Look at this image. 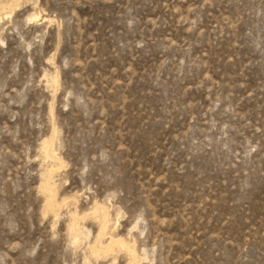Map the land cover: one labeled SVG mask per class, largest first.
<instances>
[{
	"label": "rangeland",
	"instance_id": "374dc122",
	"mask_svg": "<svg viewBox=\"0 0 264 264\" xmlns=\"http://www.w3.org/2000/svg\"><path fill=\"white\" fill-rule=\"evenodd\" d=\"M0 264H264V0H0Z\"/></svg>",
	"mask_w": 264,
	"mask_h": 264
},
{
	"label": "bare ground",
	"instance_id": "6f19581e",
	"mask_svg": "<svg viewBox=\"0 0 264 264\" xmlns=\"http://www.w3.org/2000/svg\"><path fill=\"white\" fill-rule=\"evenodd\" d=\"M45 149H46V147H45ZM43 151H44V150H43ZM49 153H50V151H49ZM46 155H49L48 152H47ZM50 155H51V154H50ZM51 157H52V156H51ZM45 183H46V182H45ZM46 184H47V183H46ZM46 186H47V185H46ZM44 187H45V186H44ZM47 188H48V187H47ZM47 188H46V190H47ZM49 188H50V187H49ZM51 191H52V190H51ZM52 194H53V193H52ZM52 205H53V204H52ZM49 206H50V205H49ZM51 208H52V207H51ZM57 208H58V207H57ZM53 209H54V208H53ZM101 210H102V209H101ZM102 212H103V211H102ZM100 213H101V212H100ZM101 217H102V216H101ZM103 217H104V216H103ZM75 219H76V218H75ZM104 219H105V218H104ZM104 219H103V220H104ZM73 220H74V218H73ZM101 220H102V219H101ZM101 220H100V221H101ZM103 222H104V221H103ZM100 223H101V222H100ZM101 225H102V223H101ZM74 227L76 228V226H74ZM69 228H70V227H69ZM75 228H74V229H75ZM70 229H71V228H70ZM76 229H77V228H76ZM72 230H73V228H72ZM78 230H79V229H78ZM73 232H74V231H73ZM71 233H72V231H71ZM75 235H76V234H75ZM73 237H74V235H73ZM121 246H122V245H121ZM108 248H109V247H108Z\"/></svg>",
	"mask_w": 264,
	"mask_h": 264
}]
</instances>
